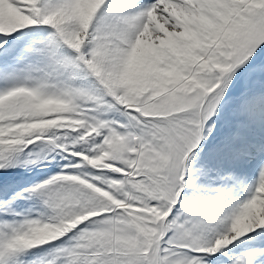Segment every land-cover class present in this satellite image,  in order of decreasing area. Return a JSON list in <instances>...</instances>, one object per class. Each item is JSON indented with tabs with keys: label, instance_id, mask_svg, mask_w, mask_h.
I'll return each mask as SVG.
<instances>
[{
	"label": "snow or ice",
	"instance_id": "obj_1",
	"mask_svg": "<svg viewBox=\"0 0 264 264\" xmlns=\"http://www.w3.org/2000/svg\"><path fill=\"white\" fill-rule=\"evenodd\" d=\"M0 264H264V0H0Z\"/></svg>",
	"mask_w": 264,
	"mask_h": 264
}]
</instances>
